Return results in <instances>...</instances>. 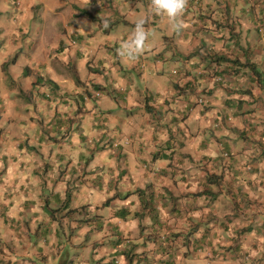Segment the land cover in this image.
Wrapping results in <instances>:
<instances>
[{"label": "crops", "instance_id": "1", "mask_svg": "<svg viewBox=\"0 0 264 264\" xmlns=\"http://www.w3.org/2000/svg\"><path fill=\"white\" fill-rule=\"evenodd\" d=\"M33 4L0 0L22 33L0 42V264H264V0H189L180 33L150 0ZM142 17L149 49L122 59Z\"/></svg>", "mask_w": 264, "mask_h": 264}, {"label": "rangeland", "instance_id": "2", "mask_svg": "<svg viewBox=\"0 0 264 264\" xmlns=\"http://www.w3.org/2000/svg\"><path fill=\"white\" fill-rule=\"evenodd\" d=\"M19 1V0H18ZM64 2H66V0H63ZM107 1H109V5H107V7L108 6H110L111 5V3H112V0H107ZM33 2L34 3H37V0H30V3L31 4H33ZM38 3L40 4V6L41 5H43V3H44V0H38ZM127 3H129V2H127ZM126 2H125V4H127ZM19 4V3H18ZM33 5H35V4H33ZM127 7H129V8H131L132 7V5H127ZM34 10V9H33ZM33 10H31L30 11V16H33ZM35 11L36 10H34V15H35ZM127 11H131L130 9H128L127 8ZM94 15V14H96L95 13V11L94 10H89V11H84V16H86L87 18H90V17H92V15ZM96 16V15H95ZM95 19V18H94ZM112 20V19H111ZM110 20V21H111ZM33 21H35L36 22V20L35 19H33L32 20V22ZM52 23V25H54V23L53 22H51ZM99 23V22H98ZM11 23H7V24H3V23H1L0 22V26H2L3 27V29H5V30H0V42H1V39H2V34H6L7 32H14L15 34L17 33V31H18V29H17V26L15 25H10ZM43 23L42 22H38V24L37 25H42ZM100 24V23H99ZM30 26H31V22H30V24H29ZM112 24H109L106 28L108 29V28H110V27H112L111 26ZM100 26V25H99ZM35 27V26H34ZM59 27H62V24L60 23V26ZM28 33L29 34H31L30 35V39H34V41L32 42V44H35V48H36V50H37V52H35V49H34V47H33V50H34V52L36 53V55L40 58L41 57V55L43 54V53H45V50L48 52V51H50L51 52V50L52 49H54L55 47H56V44H54L52 41H50V40H44L45 42H40L39 41V36L37 35L38 33H41V29L40 28H33V27H29V29H28ZM56 33V32H55ZM51 34V33H46V35L47 36H50V37H55L56 36V34L57 35H59L58 33H56V34ZM17 35L18 36H21L22 35V33L21 32H18L17 33ZM8 36V35H7ZM60 36V35H59ZM65 36V35H64ZM3 38H5V37H3ZM23 38V37H22ZM61 38V37H60ZM63 39H64V37H62ZM162 40L164 41V38H162ZM4 41H5V39H4ZM193 43V42H192ZM37 46H40V49L38 50L37 49ZM167 53L169 52V51H171V49H170V47L166 44V46H165V48H163ZM62 53V51L61 52H59V59L61 60V63H59L56 67H55V70L56 69H63L65 66H64V62L67 60V61H73L74 60V58H71V57H69V56H67L66 55V53L65 54H61ZM159 53V52H158ZM164 54H166V53H163V54H161L160 55V57L161 58H165V55ZM13 58H14V60H15V67H13V68H16V70L17 71H21V70H24V65L25 64H27V57H26V55H24V53H23V51L22 52H20V53H18V54H14V56H13ZM170 58H171V60L172 61H174V58H175V56L173 55V53L171 52V55H170ZM84 59V58H83ZM192 61H195L193 58H192ZM213 65V63L211 62V61H206V62H204L203 63V69H204V74H203V81L204 82H206V86H205V88L206 89H208V91H212V90H215V89H217V88H215L214 86H213V84L214 83H217V82H213V81H211V80H207L208 78H211V74H210V67L209 66H212ZM79 69H80V72H81V74L82 75H84V74H86V73H88V67H83V66H77ZM64 70V69H63ZM168 71H170V69H168ZM179 71H178V69H176V70H174V73H178ZM6 73H8L7 74V76H8V78L10 79V80H12L11 79V77H10V72H9V70H7L6 71ZM212 73H213V75H214V72L212 71ZM22 74H24V72H22ZM64 76H67V77H69L66 73H62ZM201 96V95H200ZM205 96V97H204ZM210 97H211V95L210 94H208V93H202V96H201V98H203L204 99V101H206L207 100V102L210 100ZM200 98V99H201ZM197 100H199V98L197 99V98H194V102L196 103L197 102ZM203 101V102H204ZM196 105H201V104H196ZM93 132V131H92ZM92 139V137H88L87 138V140L85 141V142H83L82 144H81V146H80V149H82V148H84V147H86V145L88 144V140L89 139ZM96 139H97V133H95V141H96ZM128 141V140H127ZM89 143H92V140H90L89 141ZM70 149V148H69ZM69 149L68 148H65L64 149V152L62 153V156L64 157V159H65V161H68L69 159H71L73 156H70L71 155V153H70V151H69ZM92 153L91 152H88L87 154H86V156L89 158V163L91 162L90 160L92 159ZM74 159L75 160H77L78 158H76V157H74ZM246 170L247 171H250L249 170V168H246ZM263 192L264 193V187H262V189H260V192ZM239 203H241V204H243L244 203V201H240ZM246 207V206H245ZM83 211V210H82ZM262 233H255L256 235V237L258 238V239H261L262 240V243H263V245H264V230H263V228H262ZM232 233H234V236H235V231L233 230V231H231V234ZM69 236H70V232H69ZM201 240H203L204 238L202 237V236H198ZM250 237H251V235H250ZM67 250H68V248H67ZM242 257L245 259V260H247L246 262H251V260L254 258V257H256V255L254 254V252H252V251H248V252H244L243 253V255H242ZM68 258V264H79V263H77V262H74V260H76L77 258L75 257V252H74V255L73 256H71V257H67Z\"/></svg>", "mask_w": 264, "mask_h": 264}, {"label": "clouds", "instance_id": "3", "mask_svg": "<svg viewBox=\"0 0 264 264\" xmlns=\"http://www.w3.org/2000/svg\"><path fill=\"white\" fill-rule=\"evenodd\" d=\"M188 4L189 0H150L149 11L152 15L166 17L171 22L174 31L180 33L187 28L183 16ZM148 22V17H142L135 21L133 32L120 43L117 49L118 55L122 59L138 60L149 49V38L153 34L146 28ZM105 26L107 27V21H105Z\"/></svg>", "mask_w": 264, "mask_h": 264}, {"label": "trees", "instance_id": "4", "mask_svg": "<svg viewBox=\"0 0 264 264\" xmlns=\"http://www.w3.org/2000/svg\"><path fill=\"white\" fill-rule=\"evenodd\" d=\"M216 74L218 75L219 73H218V72H216ZM221 79H222V78H221ZM221 79H220V80H221ZM100 92H102V91H100V90H96V92H95V93H99V95H100ZM94 97L98 98V96H97V95H95V94H94Z\"/></svg>", "mask_w": 264, "mask_h": 264}, {"label": "built area", "instance_id": "5", "mask_svg": "<svg viewBox=\"0 0 264 264\" xmlns=\"http://www.w3.org/2000/svg\"><path fill=\"white\" fill-rule=\"evenodd\" d=\"M95 95H97L98 97H100L101 96V92H100V95H99V93H95Z\"/></svg>", "mask_w": 264, "mask_h": 264}]
</instances>
